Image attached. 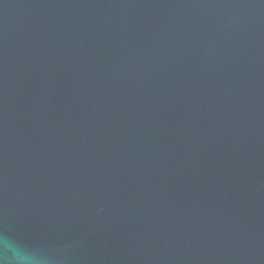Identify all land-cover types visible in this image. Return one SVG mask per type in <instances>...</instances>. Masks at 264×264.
I'll return each mask as SVG.
<instances>
[{
	"label": "water",
	"instance_id": "95a60500",
	"mask_svg": "<svg viewBox=\"0 0 264 264\" xmlns=\"http://www.w3.org/2000/svg\"><path fill=\"white\" fill-rule=\"evenodd\" d=\"M0 264H264V0H0Z\"/></svg>",
	"mask_w": 264,
	"mask_h": 264
}]
</instances>
